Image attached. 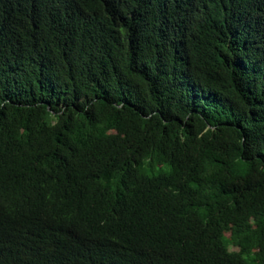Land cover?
I'll list each match as a JSON object with an SVG mask.
<instances>
[{
    "label": "trees",
    "instance_id": "1",
    "mask_svg": "<svg viewBox=\"0 0 264 264\" xmlns=\"http://www.w3.org/2000/svg\"><path fill=\"white\" fill-rule=\"evenodd\" d=\"M0 264H264V0H0Z\"/></svg>",
    "mask_w": 264,
    "mask_h": 264
}]
</instances>
